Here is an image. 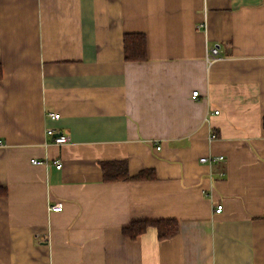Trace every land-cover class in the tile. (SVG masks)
<instances>
[{
    "label": "crops",
    "instance_id": "1",
    "mask_svg": "<svg viewBox=\"0 0 264 264\" xmlns=\"http://www.w3.org/2000/svg\"><path fill=\"white\" fill-rule=\"evenodd\" d=\"M0 65V264H264V0H0Z\"/></svg>",
    "mask_w": 264,
    "mask_h": 264
},
{
    "label": "trees",
    "instance_id": "2",
    "mask_svg": "<svg viewBox=\"0 0 264 264\" xmlns=\"http://www.w3.org/2000/svg\"><path fill=\"white\" fill-rule=\"evenodd\" d=\"M125 43V54L127 59L143 60L147 58V43L144 34H133L128 33L124 38ZM2 74V67L0 65V77ZM104 179L107 181H116L118 179H144L149 175L152 170L141 171L136 176H130L128 173V163L127 161L117 160V161H106L101 164ZM154 173V172H153ZM2 191H5L4 189ZM1 192V191H0ZM149 225H154L158 229L159 239L171 237L178 232V222L172 219H162V220H148V221H135L129 226L123 228L124 234L134 239L138 235L144 233Z\"/></svg>",
    "mask_w": 264,
    "mask_h": 264
},
{
    "label": "built area",
    "instance_id": "3",
    "mask_svg": "<svg viewBox=\"0 0 264 264\" xmlns=\"http://www.w3.org/2000/svg\"><path fill=\"white\" fill-rule=\"evenodd\" d=\"M219 45H214V47L208 48L206 50V62L211 65L213 64L218 58H219ZM198 95V91H194L193 92V97H196ZM215 113H219V110H216ZM47 116L50 117L53 120H58L60 118V113L59 112H54V111H48L47 112ZM47 134L49 136H51L53 138V142L55 144H63V143H67L69 141V137L63 133H57L56 129L53 127H48L46 130ZM212 138H215V135L213 134L211 136ZM158 149H160V147H157ZM224 156L223 155H219V156H208V155H203V157L200 158V161L203 162H207V163H211L212 161L218 160V159H223ZM31 161H33L34 163H44L43 161H39L37 159H32ZM62 166V163L57 161L56 163V167L57 169H60ZM223 208V204H219L216 207V212L219 213L221 211V209ZM51 209L53 211H61L63 209V203H56L54 205L51 206Z\"/></svg>",
    "mask_w": 264,
    "mask_h": 264
}]
</instances>
